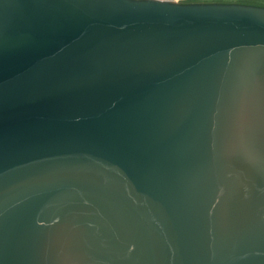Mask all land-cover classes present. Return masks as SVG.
<instances>
[{
    "label": "water",
    "instance_id": "obj_1",
    "mask_svg": "<svg viewBox=\"0 0 264 264\" xmlns=\"http://www.w3.org/2000/svg\"><path fill=\"white\" fill-rule=\"evenodd\" d=\"M0 264H264V7L0 0Z\"/></svg>",
    "mask_w": 264,
    "mask_h": 264
},
{
    "label": "clouds",
    "instance_id": "obj_2",
    "mask_svg": "<svg viewBox=\"0 0 264 264\" xmlns=\"http://www.w3.org/2000/svg\"><path fill=\"white\" fill-rule=\"evenodd\" d=\"M182 2H184V0H182ZM236 2L243 6L264 7V0H236Z\"/></svg>",
    "mask_w": 264,
    "mask_h": 264
},
{
    "label": "built area",
    "instance_id": "obj_3",
    "mask_svg": "<svg viewBox=\"0 0 264 264\" xmlns=\"http://www.w3.org/2000/svg\"><path fill=\"white\" fill-rule=\"evenodd\" d=\"M157 1L182 3V0H157ZM187 1H190V0H184V2H187Z\"/></svg>",
    "mask_w": 264,
    "mask_h": 264
},
{
    "label": "rangeland",
    "instance_id": "obj_4",
    "mask_svg": "<svg viewBox=\"0 0 264 264\" xmlns=\"http://www.w3.org/2000/svg\"><path fill=\"white\" fill-rule=\"evenodd\" d=\"M193 1H195V2H199V1H211V2H216V1H221V2H223V1H228V2H230L231 0H190V1H187V3L188 2H193Z\"/></svg>",
    "mask_w": 264,
    "mask_h": 264
},
{
    "label": "flooded vegetation",
    "instance_id": "obj_5",
    "mask_svg": "<svg viewBox=\"0 0 264 264\" xmlns=\"http://www.w3.org/2000/svg\"><path fill=\"white\" fill-rule=\"evenodd\" d=\"M237 4H239V3H237Z\"/></svg>",
    "mask_w": 264,
    "mask_h": 264
},
{
    "label": "trees",
    "instance_id": "obj_6",
    "mask_svg": "<svg viewBox=\"0 0 264 264\" xmlns=\"http://www.w3.org/2000/svg\"><path fill=\"white\" fill-rule=\"evenodd\" d=\"M183 3H185V2H183Z\"/></svg>",
    "mask_w": 264,
    "mask_h": 264
}]
</instances>
